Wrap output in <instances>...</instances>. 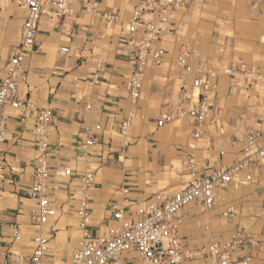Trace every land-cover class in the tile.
Masks as SVG:
<instances>
[{
	"label": "crops",
	"instance_id": "0c3cea01",
	"mask_svg": "<svg viewBox=\"0 0 264 264\" xmlns=\"http://www.w3.org/2000/svg\"><path fill=\"white\" fill-rule=\"evenodd\" d=\"M69 1L77 11L73 17L41 20L36 43L23 62L18 99L53 111L48 134L55 171L66 167L74 176L87 171L95 174L89 224L99 235L112 216L108 203L133 212L145 208L158 194L178 189L186 179L184 153L192 154L204 172L223 169L242 158L247 130L264 133V89L247 88L241 79L233 81L221 74L233 66L264 74V0H186L175 14L177 39L167 36L161 44L172 57L160 66H148L136 102L124 88L133 70L124 28L140 0H99V9L117 14L119 24H108L90 13L93 0ZM25 16L24 8L0 0V81L20 42ZM181 46L193 52L195 67L206 65L219 71L208 98L211 112L197 140L185 120L162 129L154 124L158 114L179 102L183 86L188 94L192 92L190 81L179 78L173 56ZM98 63H102L100 71ZM94 73L99 75L96 80ZM0 114L8 116L0 150L7 153L9 167L0 202V264L6 257L9 264H29L36 209L27 197L37 155L31 134L34 120L22 119L19 108L11 104L1 108ZM130 116L133 124L123 135L120 125ZM85 128L93 130L97 142L82 148ZM55 173L50 183L58 212L46 226L51 232L47 264L69 260L80 239L74 203L69 200L79 180ZM241 174L239 181L215 191L212 209L205 210L196 201L181 210L180 236L191 248L211 240L250 238L257 246L236 254V259L246 255L249 264H264V161ZM246 175L251 182L245 181Z\"/></svg>",
	"mask_w": 264,
	"mask_h": 264
},
{
	"label": "built area",
	"instance_id": "2783aa9c",
	"mask_svg": "<svg viewBox=\"0 0 264 264\" xmlns=\"http://www.w3.org/2000/svg\"><path fill=\"white\" fill-rule=\"evenodd\" d=\"M6 1L26 10L20 42L6 67L7 74L0 81V109L11 104L19 108L22 119L29 117L34 120L31 134L37 155L32 163L33 184L27 197L35 202L36 209L32 223L34 250L28 263L47 264L51 232L46 226L58 212L55 189L50 183L53 172H56V175L64 179L79 180L69 200L74 203L73 212L78 218L80 233L78 247L71 258L56 264H182L196 260H205L208 264H249V256L244 255L237 260L235 255L257 246V242L238 236L228 242L211 240L197 248H191L180 236L183 224L180 212L196 201H201L205 210L212 209L217 189L239 181L241 173L264 161V133L255 129L247 130L241 151L242 158L223 169L204 172L198 167V162L192 154L184 153L183 167L186 179L178 189L158 194L147 202L145 208L133 212L108 203L112 216L104 225L101 234L97 235L89 224L95 174L87 171L74 176L72 170L66 167L55 171L57 169L50 162L52 148L48 134L53 122V111L39 110L31 102H21L18 99L23 62L36 43L41 20H65L73 17L77 11L69 0ZM185 2L186 0H140L133 8L131 20L124 28V43L131 48L133 63V70L125 81L124 88L132 102H136L141 96L143 76L148 66H160L172 57L161 44L167 36L177 39L175 14L184 8ZM99 5V0H93L89 5V12L108 24L121 23L117 14L101 11ZM61 51L65 53L68 49L62 48ZM173 56L180 72L179 78L183 82L190 81L192 92L188 94L183 86L179 102L158 114L154 124L157 129H162L176 121L185 120L191 124L192 136L197 140L202 137L203 128L211 112L208 98L219 71L206 65L195 67L192 62L193 52L185 46L179 47ZM101 67L102 63H98L97 71H100ZM221 74L233 81L241 79L247 88L258 86L264 89V74L253 69L233 66L223 69ZM98 76L94 73L92 78L96 80ZM7 120L8 116L0 114V144L4 141ZM132 124L133 117L126 118L120 125V133L124 135ZM96 129H99V126ZM84 131L87 139L82 148H87L97 142V136L90 128H85ZM8 171L7 153L0 150V202L4 198ZM245 181L251 182L252 177L246 175ZM1 228L0 212V232ZM13 236L18 238L17 233ZM3 264H9L7 257Z\"/></svg>",
	"mask_w": 264,
	"mask_h": 264
}]
</instances>
